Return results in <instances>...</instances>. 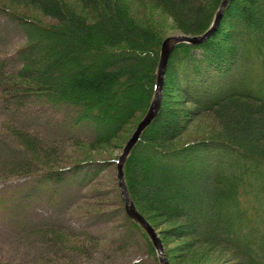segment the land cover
I'll return each mask as SVG.
<instances>
[{"label":"trees","instance_id":"1","mask_svg":"<svg viewBox=\"0 0 264 264\" xmlns=\"http://www.w3.org/2000/svg\"><path fill=\"white\" fill-rule=\"evenodd\" d=\"M74 1L0 0V15L27 35L18 50L20 69L0 67V102L8 112L0 125L6 138L0 144L4 178L60 182L71 169L56 165L60 153L18 124L16 116L27 107L68 111L74 129L89 123L92 138L74 134L71 140L97 152L94 144L115 138L136 111L142 120L153 100L165 39L130 14L127 0ZM136 1L161 9L188 36L205 33L222 2ZM169 76L180 102L166 106ZM191 113L203 118L206 132L175 145ZM194 152L202 158L192 163ZM75 162L107 165L91 158ZM124 175L135 207L158 232L170 264L175 258L166 248L168 237L182 241L180 264H220L228 255L229 264H264V0H231L209 39L175 47L159 112L128 156ZM124 212L146 241V264H159L146 232ZM48 231L56 233L54 248H62L63 232L93 239L51 224L37 227L34 235ZM0 264L20 263L0 253Z\"/></svg>","mask_w":264,"mask_h":264},{"label":"rangeland","instance_id":"2","mask_svg":"<svg viewBox=\"0 0 264 264\" xmlns=\"http://www.w3.org/2000/svg\"><path fill=\"white\" fill-rule=\"evenodd\" d=\"M127 1L130 14L155 28L162 38L183 35L172 17L161 9L147 3L140 4L136 0ZM220 38L217 37V41ZM26 42L25 30L0 15V67L3 65L9 71L20 69L22 61L18 57V50ZM171 81L169 76L165 89L166 106L176 99V92L172 94ZM187 107L192 109L189 104ZM7 113L0 102L1 126L4 119L7 120ZM71 116L68 111L51 109L48 105H31L16 116L18 124L32 131V134L40 135L44 142L53 146L54 152L61 154L58 158L62 159H58L56 165H71V169L65 171L64 180L60 182H47L40 176L7 179L0 175V253L20 264H146V241L140 230L134 228L123 214L124 205L121 204L115 164L140 123L142 112L136 111L111 141L94 144L97 152L89 151L92 145L71 140L74 134L85 139L95 134L89 123L72 128ZM205 126L202 117L191 113L185 119L184 136L175 145L203 137ZM1 133L2 130L0 144L3 146L6 138ZM38 142L42 143L40 140ZM189 157L192 163L202 158L198 152ZM82 158L97 159L107 165L73 166V163H77L75 161ZM37 163L44 166L43 161ZM44 224L88 234L93 239L91 241L84 235L63 232L59 235L64 242L62 248L57 245L54 248V241H58L56 233L48 231L43 235H34L35 229ZM159 227V230L166 229V226ZM181 243L175 237H168L165 242L166 248L173 251L174 264L181 263L177 259ZM228 258L229 255L226 262L224 260L220 264H229Z\"/></svg>","mask_w":264,"mask_h":264},{"label":"water","instance_id":"3","mask_svg":"<svg viewBox=\"0 0 264 264\" xmlns=\"http://www.w3.org/2000/svg\"><path fill=\"white\" fill-rule=\"evenodd\" d=\"M230 1L231 0H222L212 25L202 35L188 36V35L183 34V35L168 37L163 41L162 48H161L160 62H159L158 72H157V82H156V87H155V94H154L153 100L151 102V105L148 109L147 114L140 121L135 131L133 132V134L127 141L116 163V180H117V184L120 189V193H121V196L124 202L125 213L146 232V234L148 235L156 251L159 264H170L165 254V248H164L163 242L158 232L155 230V228L149 223V221H147V219L135 207V204L130 196V193L128 191V188L125 182L124 166H125L128 156L130 155L134 146L138 143L142 133L153 122V120L155 119V117L157 116L159 112V109L161 106L165 73H166L167 64H168V60H169L171 53L173 52L175 47L181 43L198 45V44L205 42L207 39H209L211 35L216 31Z\"/></svg>","mask_w":264,"mask_h":264}]
</instances>
